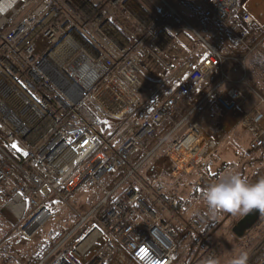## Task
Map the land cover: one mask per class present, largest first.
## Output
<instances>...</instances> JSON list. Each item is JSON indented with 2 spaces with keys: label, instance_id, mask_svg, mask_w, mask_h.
Segmentation results:
<instances>
[{
  "label": "built area",
  "instance_id": "built-area-1",
  "mask_svg": "<svg viewBox=\"0 0 264 264\" xmlns=\"http://www.w3.org/2000/svg\"><path fill=\"white\" fill-rule=\"evenodd\" d=\"M93 1L86 16L72 10V0H0V187L16 180L8 208L29 219L28 236L56 216L45 204L48 198L68 205L81 187L107 191L37 264H174L203 231L207 216L183 219L165 179L197 174V185L206 189L215 181L202 167L221 146L192 123L195 110L215 100L242 117L240 126L252 136L250 151L264 146V97L248 80V60L264 47V24L235 0H197L204 11L196 20L226 27L245 56L226 57L206 44L202 61L185 60L143 102V55L158 37L191 26L169 0H160L159 15L147 22L129 11L137 0ZM234 13L245 29L233 23ZM253 26L262 38L250 46ZM179 45L171 39L170 48ZM231 62L242 78L224 73ZM217 74L216 87L176 121L179 106ZM167 123L173 128L158 140ZM150 142L156 143L148 148ZM161 152L168 169L155 166ZM104 179L111 180L110 188ZM246 264H264V241Z\"/></svg>",
  "mask_w": 264,
  "mask_h": 264
},
{
  "label": "crops",
  "instance_id": "crops-1",
  "mask_svg": "<svg viewBox=\"0 0 264 264\" xmlns=\"http://www.w3.org/2000/svg\"><path fill=\"white\" fill-rule=\"evenodd\" d=\"M169 1L173 4L174 7L177 8L179 13H182L183 15H188L190 14V12L193 13L194 9H196L198 12L196 14H202L204 11L202 5L197 0L183 1L184 3L187 1L188 3H193L194 6L195 4L198 6L192 8H186L184 7V5L182 6V0ZM235 1L237 2L238 8L242 7L246 9L258 22L264 24V0ZM149 2H151L157 10L161 6L160 0H149ZM93 5V0H72L71 8L76 13L87 16ZM128 8L132 17L138 22H147L148 18H150L152 14H156L153 11L150 12V10H148L141 3V0H137L129 4ZM178 8L181 10H179ZM232 21L233 23H236L238 25V28L240 30L245 29L244 25L240 22L239 16L236 13H234V18ZM224 28L227 29L226 27ZM177 29L179 28H175L168 35L158 37L156 41L151 45L150 53L147 52L143 55L144 58L142 57V68L139 74V78L143 83V90L140 94V99L143 102L147 101L152 96L154 90L158 86L163 85L170 77L173 76L175 72L181 69L185 60L196 59L198 62L202 61L205 50L198 51L195 47L196 42L193 43V39V41L191 39L181 40L180 35H178L179 31ZM191 30L193 29L191 28ZM248 30V43L250 44V46L256 45L262 38V32L256 26L249 27ZM112 34L115 35L114 32H112ZM171 39L177 40L180 45L177 48H170ZM243 50L244 51L242 52L239 51V53L242 54L241 57L245 56L246 53L244 48ZM223 55L226 57L241 58L233 56L234 54L223 53ZM148 60L150 61V65L146 70L144 63ZM248 64L250 65V70H254V73H250L253 83L258 86L264 87V47L256 51V53L249 58ZM169 66H171L172 69H168ZM235 71H237V78L233 77L234 80L242 78V71L235 63L231 62L229 64V73L231 74V76ZM175 83L176 82L174 81L173 84L175 85ZM253 83L251 84L253 85ZM216 85L206 90L204 86L198 91L193 100L182 103L178 108L176 121H182L192 110H195L199 102L204 100L208 96L210 91L214 87H216ZM253 86L255 87V85ZM242 90L246 91L247 89L245 87H242ZM223 91L224 89H222V92ZM256 103L257 100L254 99L251 105L254 106ZM240 117L241 116L225 112L222 107H220V105H218L213 99H209L206 103H203V105L195 110V113L193 114L192 123L197 125V127L201 130V133L206 137L219 142L221 145L218 152L202 167V170L208 175V177L215 182L230 174H239L248 183L252 184L260 180H264V146L256 152H252L249 150V144L251 142L252 136L245 128L239 126ZM172 128L173 125L171 123H167L158 132V140L162 139ZM188 129H190V126L186 127L182 131V133H185ZM156 142L148 143L147 147H152ZM154 163L156 167H165L167 169L169 168V163L162 152L159 153V156ZM166 179L174 180V190L177 191V196L179 199V213L183 219H187L188 217L186 218V216H184V211L187 208L186 205H192V208H196L197 203H202V193L205 188L199 187L197 185V174L184 176L180 179H174L168 174ZM203 204L207 205L205 201ZM245 215L246 214H244L242 218ZM262 225H264V216L262 217L259 224L252 230H256ZM103 242L104 241L102 240L98 244V247H102Z\"/></svg>",
  "mask_w": 264,
  "mask_h": 264
},
{
  "label": "rangeland",
  "instance_id": "rangeland-1",
  "mask_svg": "<svg viewBox=\"0 0 264 264\" xmlns=\"http://www.w3.org/2000/svg\"><path fill=\"white\" fill-rule=\"evenodd\" d=\"M183 1L181 5L186 8L198 7L196 4L194 6L193 3H188L187 1L184 3ZM196 13H198L196 9L188 15L181 13L182 17L188 21L193 29H177L181 40L193 39V43L196 42L197 46L195 45V47L198 51H204L206 44H212L217 46L222 54L242 56L239 51H244L243 47L235 41L227 29L216 23H199L196 20ZM144 65L147 70L150 61L148 60ZM248 72L250 74V69ZM224 73L230 79L237 78V71L233 72L231 76L228 68L224 70ZM220 79V74L209 79L205 85V90L215 86ZM249 81L253 83L250 76ZM253 85L255 84L253 83ZM256 89L258 90L257 87ZM259 93L264 97L260 91ZM15 149L24 153L19 145H15ZM104 183L107 188L111 187L110 179H104ZM166 185L170 191H175L174 180L166 179ZM106 192L105 189L99 187L93 189L81 187L68 201V205L70 208L73 207L74 211L68 205L57 202L55 197L48 198L45 204L54 211L56 216L46 223L42 229L32 233V236H28L24 231L29 224V219L17 218L8 208L9 203L17 193L16 180H10L0 187V264H37L40 258L45 255V251L51 248L55 239L75 225L78 222V216L85 214L100 198H104ZM175 192L177 196L178 193L177 191ZM201 202L200 204L197 203L196 208H192V205H186L184 216L188 217L186 219L188 220L192 215L204 212L207 216V222L204 227L206 231L189 241L175 259L174 264H233L234 260L238 259L242 253L247 257L264 240V225L248 232L243 238H238L233 233V229L242 219L243 213L215 212L209 210L208 206L203 204V200ZM122 256L121 253L120 257ZM129 263L134 264L132 262Z\"/></svg>",
  "mask_w": 264,
  "mask_h": 264
},
{
  "label": "clouds",
  "instance_id": "clouds-1",
  "mask_svg": "<svg viewBox=\"0 0 264 264\" xmlns=\"http://www.w3.org/2000/svg\"><path fill=\"white\" fill-rule=\"evenodd\" d=\"M209 210L248 214L254 210L264 212V180L248 183L239 174H230L208 186L202 193ZM241 254L233 264H246Z\"/></svg>",
  "mask_w": 264,
  "mask_h": 264
},
{
  "label": "water",
  "instance_id": "water-1",
  "mask_svg": "<svg viewBox=\"0 0 264 264\" xmlns=\"http://www.w3.org/2000/svg\"><path fill=\"white\" fill-rule=\"evenodd\" d=\"M263 216L264 212L258 210L246 214L234 227L233 233L238 238H243L247 232L259 224Z\"/></svg>",
  "mask_w": 264,
  "mask_h": 264
},
{
  "label": "trees",
  "instance_id": "trees-1",
  "mask_svg": "<svg viewBox=\"0 0 264 264\" xmlns=\"http://www.w3.org/2000/svg\"><path fill=\"white\" fill-rule=\"evenodd\" d=\"M141 3L148 9V10H150V12L151 11H153V12H155L156 14H158L159 15V12H158V10L156 9V7L151 3V2H149V0H141ZM250 69V65H248V70ZM254 73V70L253 69H251L250 70V73ZM248 76H249V72H248ZM250 79H251V74H250ZM256 85V84H255ZM256 87L258 88V90L264 95V87L263 86H258V85H256ZM257 90V89H256ZM257 90V91H258ZM259 91H258V93H259ZM260 94V93H259ZM261 95V94H260ZM262 96V95H261ZM11 154H13L14 156H15V154H14V151H13V149H10V148H8L7 149ZM185 205V204H184ZM203 231H206L205 229L203 230ZM201 232V233H204V232ZM62 237V234L61 235H59L56 239H55V241H54V243H56V242H58L59 240H60V238ZM50 250V248L49 249H47L46 251H45V253L44 254H46L48 251ZM44 256V255H43ZM42 258V257H41ZM40 258V259H41Z\"/></svg>",
  "mask_w": 264,
  "mask_h": 264
},
{
  "label": "snow or ice",
  "instance_id": "snow-or-ice-1",
  "mask_svg": "<svg viewBox=\"0 0 264 264\" xmlns=\"http://www.w3.org/2000/svg\"><path fill=\"white\" fill-rule=\"evenodd\" d=\"M141 251H142L145 255H147L146 250L141 249Z\"/></svg>",
  "mask_w": 264,
  "mask_h": 264
}]
</instances>
